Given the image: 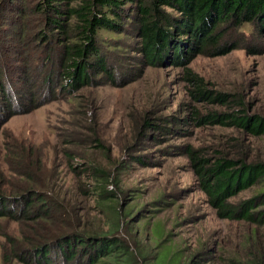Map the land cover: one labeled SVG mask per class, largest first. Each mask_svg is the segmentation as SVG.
Masks as SVG:
<instances>
[{
	"label": "rangeland",
	"instance_id": "rangeland-1",
	"mask_svg": "<svg viewBox=\"0 0 264 264\" xmlns=\"http://www.w3.org/2000/svg\"><path fill=\"white\" fill-rule=\"evenodd\" d=\"M81 1L0 0V191L10 193L24 175L45 187L50 184L51 194L43 200L57 202V220L63 216L80 229L86 221L88 228L105 232L106 215L96 213L82 175L83 156L100 157L91 149L95 131L113 150L111 167L119 177L115 206L128 221L119 238L130 240L139 233L151 255L162 238L169 254L193 255L196 264L245 262L254 234H263L264 227L222 219L201 189L195 160L236 157L249 150L264 159V136L254 138L242 128L209 118L225 113L264 116L263 25L250 17L229 20L215 34L218 45L201 50L191 33L176 28L181 20L176 8L157 2L154 10L151 0H120L117 28L97 29L89 57L96 62L99 56L106 71L88 68L83 85L72 87L62 54L77 41L80 23L67 19L58 28L50 20L57 15L66 19L65 11ZM48 3L55 7L45 9ZM142 8L159 20L164 16L173 21L162 24L170 31L167 45L150 62L140 49ZM173 45H179L184 57L173 56ZM191 76L210 98L193 96ZM67 152H72L69 157ZM124 164L127 168L120 170ZM260 191L264 181L230 202ZM9 202L8 208H0L5 214L0 215V262L9 238L18 244L33 237L35 229L48 231L59 224L35 219L36 206ZM51 208L49 204L42 213L52 214ZM52 247L56 253L49 255L50 264H65L57 246ZM21 257L35 264L28 254ZM75 258L68 264L85 260L83 255ZM12 264L23 262L17 258Z\"/></svg>",
	"mask_w": 264,
	"mask_h": 264
},
{
	"label": "trees",
	"instance_id": "trees-1",
	"mask_svg": "<svg viewBox=\"0 0 264 264\" xmlns=\"http://www.w3.org/2000/svg\"><path fill=\"white\" fill-rule=\"evenodd\" d=\"M139 1L141 0H136V2ZM157 2L161 6H171L181 12V20L175 22L177 23L176 28L191 33V36H194V42L199 44L201 50L218 45L215 34L219 27L229 20L237 21L238 17H242V20L250 17L251 20L257 19L258 24L264 27V0H151L150 3L154 6V10ZM120 4V0H82L80 4L65 11L66 19L57 15L50 20V23L58 28H62L64 26L62 21L67 19H75L80 23L77 41H72L62 54V68L65 74H71L72 87L83 85L82 83L87 78L88 68L94 67L97 72L106 71L99 56L96 62H91L89 57L94 52L97 29L100 27L109 30L117 28L115 21L116 18L119 19L116 16H119L117 7ZM53 7H55L53 4L48 3L45 9ZM105 9L114 18L111 19L104 15ZM141 11L144 15L138 25V35L142 44L140 49L150 62L157 57L162 46L167 45L166 41L170 31L164 29L162 24L166 25L173 21L164 16H161L159 20L152 16L149 10L143 8ZM238 24H242V22L238 21ZM178 46L172 47V54L176 59L184 57V54L179 53L180 47ZM188 80L194 83L195 88L192 94L195 98L202 100L210 98L206 89L201 87L197 77L191 76ZM218 97L221 95L215 99ZM209 118H212L211 122L219 118L218 122L221 124L242 128L254 138L264 136V116L225 113L212 114ZM91 138H93V142L96 141L91 149L94 150L93 152H97L100 157L84 155L82 175L86 176L85 184L97 206L96 213L101 218L106 215L104 223L106 231H103L104 228L99 231L88 228L86 221L82 223L84 228L80 229L77 222H65L63 216L57 220L54 215V210L59 208L57 202L43 200L51 194V185L45 187L43 183L24 175L21 180L23 183L11 189L10 193L0 191V208H8L11 204L9 201L21 200L24 201V204L39 208L34 216L35 219L47 220L48 224H59L48 231L35 229L32 231L33 237L18 244H13L14 239L9 238L11 243L9 245L5 243L2 246L0 264H12L17 258L22 260L23 264H31L26 262L21 254H28L35 264H50L53 259L49 260V255L56 253L51 251L54 245L57 246L58 256L63 258L65 264L70 262L71 257L77 256L76 260L81 255L85 258L81 264H196L193 255L183 257L181 251L169 254L170 247L167 245V241H161L162 238L156 245L157 253L151 255L148 247L143 249L146 239H142L139 233L134 232L130 240L118 237L119 231L122 230V224L128 223V221H124V214L115 206L119 177L116 169L111 167L112 161L110 160L113 150L111 146L102 141L95 131H92ZM28 152L33 155L31 151L28 150ZM71 153L67 152V156L69 157ZM195 164L198 165L195 170L199 175L201 189L208 201L216 206L222 219L246 221L251 225L264 227V208L259 209L260 206H264V191L241 202H230L241 191L248 190L264 181V159L251 156L249 150L248 153L243 151L236 157L221 155L214 159L197 158ZM119 167L120 170H123L127 168V165ZM49 204L52 205V214L42 213V210L49 209ZM0 215L5 216L2 212ZM130 221L132 224H137V220L130 219ZM158 232L159 229H155V233ZM79 249L80 253L77 252ZM250 249L251 255L240 264H264V233L254 234Z\"/></svg>",
	"mask_w": 264,
	"mask_h": 264
}]
</instances>
